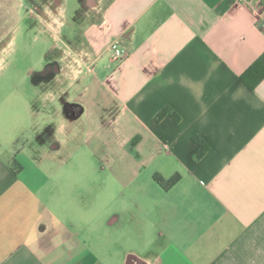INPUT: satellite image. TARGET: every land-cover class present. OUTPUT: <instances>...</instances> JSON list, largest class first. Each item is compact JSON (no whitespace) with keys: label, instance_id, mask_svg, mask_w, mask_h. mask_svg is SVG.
I'll return each instance as SVG.
<instances>
[{"label":"crops","instance_id":"1","mask_svg":"<svg viewBox=\"0 0 264 264\" xmlns=\"http://www.w3.org/2000/svg\"><path fill=\"white\" fill-rule=\"evenodd\" d=\"M59 2L38 127L30 97L40 148L0 127V264H264V80L242 81L264 54L261 0ZM116 131L141 168L93 185Z\"/></svg>","mask_w":264,"mask_h":264},{"label":"rangeland","instance_id":"2","mask_svg":"<svg viewBox=\"0 0 264 264\" xmlns=\"http://www.w3.org/2000/svg\"><path fill=\"white\" fill-rule=\"evenodd\" d=\"M66 1L68 15H75L79 10L80 0ZM60 11L59 0H0V127L18 129L19 146L29 137L28 140L33 141L35 148H40L35 134L30 131L29 135L26 132V128H30V122L32 124L33 121L32 119L30 121V97L37 107L36 112H40L38 118H34L33 121L38 127L42 125L44 102L37 97L43 88L35 85L33 78H37L45 70L48 60L55 57L51 51L55 41L46 34L44 28L49 19L53 20L52 25H58L57 17ZM117 134L123 133L116 131L112 136L115 140L113 149L116 157H107L105 154L107 151L103 146H98L96 161L93 160L86 167L97 172L93 185L101 187L120 185L123 171H138L141 168L138 163L134 165L125 159L119 140L116 139ZM28 143L30 145V142ZM87 149L86 152L89 154V147ZM76 168L78 163L75 158L66 162L67 171Z\"/></svg>","mask_w":264,"mask_h":264},{"label":"trees","instance_id":"3","mask_svg":"<svg viewBox=\"0 0 264 264\" xmlns=\"http://www.w3.org/2000/svg\"><path fill=\"white\" fill-rule=\"evenodd\" d=\"M264 80V54L242 75V81L244 84L250 89L254 90L262 81ZM165 115V113H162L158 118H161ZM176 119H179L177 115H174ZM196 143L199 146V151L197 154V158L201 159L204 156V150H205V143L203 140L196 138ZM154 180L163 187H166V184L168 186H171L175 184L179 177H173L169 181H165L162 177L159 175L154 176Z\"/></svg>","mask_w":264,"mask_h":264},{"label":"built area","instance_id":"4","mask_svg":"<svg viewBox=\"0 0 264 264\" xmlns=\"http://www.w3.org/2000/svg\"><path fill=\"white\" fill-rule=\"evenodd\" d=\"M251 10L257 21L260 23L261 29L264 31V0H261L257 6L251 7ZM108 50L113 53L114 58L117 60H123L128 57V52L120 47L119 42L110 43L108 45Z\"/></svg>","mask_w":264,"mask_h":264},{"label":"flooded vegetation","instance_id":"5","mask_svg":"<svg viewBox=\"0 0 264 264\" xmlns=\"http://www.w3.org/2000/svg\"><path fill=\"white\" fill-rule=\"evenodd\" d=\"M59 1H61V0H59ZM55 12H57V11H55ZM59 14H60V13H59ZM57 19H58V21H57V23H58L59 20H60V16H58ZM56 68H57V67H56L55 65L46 66L45 70H44L40 75H44V74L50 72V71H49L50 69H56Z\"/></svg>","mask_w":264,"mask_h":264}]
</instances>
